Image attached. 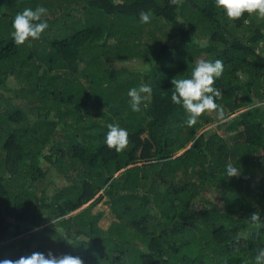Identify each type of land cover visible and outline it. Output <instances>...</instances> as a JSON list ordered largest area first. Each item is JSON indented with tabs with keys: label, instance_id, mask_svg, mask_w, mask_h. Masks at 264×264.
<instances>
[{
	"label": "trees",
	"instance_id": "16d2710c",
	"mask_svg": "<svg viewBox=\"0 0 264 264\" xmlns=\"http://www.w3.org/2000/svg\"><path fill=\"white\" fill-rule=\"evenodd\" d=\"M37 6L48 28L15 44L14 16ZM199 59L223 61L224 117L190 127L171 80ZM141 84L151 97L134 112L127 93ZM108 123L127 129L125 150L104 143ZM46 143L74 172L51 199L33 185ZM104 195L115 219L101 229L91 207ZM253 212L264 222V19H229L214 0H0V259L255 264Z\"/></svg>",
	"mask_w": 264,
	"mask_h": 264
},
{
	"label": "clouds",
	"instance_id": "9594fccd",
	"mask_svg": "<svg viewBox=\"0 0 264 264\" xmlns=\"http://www.w3.org/2000/svg\"><path fill=\"white\" fill-rule=\"evenodd\" d=\"M181 2L182 0H170L173 5ZM214 2L215 7L223 10L229 19H239L245 13L255 14L258 18L264 19V0H214ZM47 13L48 9L44 6H37L35 9L24 8L21 12H18L12 20V31L10 33L14 43L22 45L29 38L39 39L41 33L48 28L47 22L42 20V17ZM150 18L149 12L141 11L139 13L141 23L150 22ZM223 72L224 64L222 60L199 59L195 62L190 77L172 78L171 101L174 104L181 105L186 110L188 113V126H194L198 118L206 111H214L218 119L224 117L222 105L216 103V99L221 97L222 93L213 86L215 80L221 77ZM151 92V86L148 84L130 88L127 95L130 97L132 111L139 112L142 100L150 98ZM211 125L212 123L203 127L201 131ZM106 127L108 131L104 143L107 147L115 149L116 152L125 150L129 143L127 129L113 123H108ZM225 171L228 178L239 177L241 174V169L231 163L226 165ZM249 219L257 229L264 223L261 221L258 212L251 213ZM56 231H59V229L56 228ZM254 262L255 264H264V248L258 249ZM0 264H84V260L79 255L69 253L57 255L49 249L47 252L33 251L30 254L21 255L17 259H0ZM245 264H247V261H245Z\"/></svg>",
	"mask_w": 264,
	"mask_h": 264
},
{
	"label": "rangeland",
	"instance_id": "374dc122",
	"mask_svg": "<svg viewBox=\"0 0 264 264\" xmlns=\"http://www.w3.org/2000/svg\"><path fill=\"white\" fill-rule=\"evenodd\" d=\"M257 19L255 14H253ZM83 64V63H82ZM216 123H212L215 125ZM47 148H49V143L42 144V148L40 150V155L46 153L47 157L39 158L38 163L41 165L44 175H37L33 180V185L37 189V192L40 194L42 189H45V193L51 199L62 187L70 185L73 177V170L70 169L69 162L67 160L62 161L61 170L59 164L54 162L53 158L55 157L52 152H47ZM48 210V209H47ZM46 208H44V214L47 212ZM92 213H99V220L97 222L98 226L101 229H106L115 219V215L111 211V207L107 202V196L104 195L96 204L91 207Z\"/></svg>",
	"mask_w": 264,
	"mask_h": 264
}]
</instances>
